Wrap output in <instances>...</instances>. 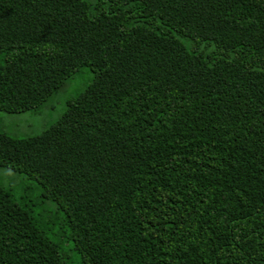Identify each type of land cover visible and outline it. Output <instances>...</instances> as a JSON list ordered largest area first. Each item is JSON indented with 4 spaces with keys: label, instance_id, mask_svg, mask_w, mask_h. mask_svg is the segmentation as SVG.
<instances>
[{
    "label": "trees",
    "instance_id": "obj_1",
    "mask_svg": "<svg viewBox=\"0 0 264 264\" xmlns=\"http://www.w3.org/2000/svg\"><path fill=\"white\" fill-rule=\"evenodd\" d=\"M0 264H264V0H0Z\"/></svg>",
    "mask_w": 264,
    "mask_h": 264
},
{
    "label": "rangeland",
    "instance_id": "obj_2",
    "mask_svg": "<svg viewBox=\"0 0 264 264\" xmlns=\"http://www.w3.org/2000/svg\"><path fill=\"white\" fill-rule=\"evenodd\" d=\"M87 82L81 77L69 83L67 89L55 96L39 111L24 114H7L0 111V128L16 137H34L56 122L66 108L67 100L75 95ZM0 183L19 193L18 184H32L26 178L6 168H0Z\"/></svg>",
    "mask_w": 264,
    "mask_h": 264
}]
</instances>
